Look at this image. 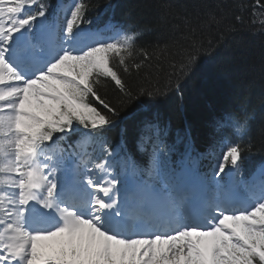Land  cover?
Segmentation results:
<instances>
[{"label":"snow or ice","instance_id":"snow-or-ice-1","mask_svg":"<svg viewBox=\"0 0 264 264\" xmlns=\"http://www.w3.org/2000/svg\"><path fill=\"white\" fill-rule=\"evenodd\" d=\"M91 7L0 0V264H264V166L235 178L241 141L264 148V119L213 114L211 175L196 167L205 153L191 124L171 139L167 112L184 108L218 48L191 40L166 83L133 86L152 58L138 45L146 26L119 19L111 3L89 19ZM206 16L220 26L227 13ZM195 33L189 23L185 41ZM129 138L152 145L147 167L125 151ZM178 142L180 171L161 159Z\"/></svg>","mask_w":264,"mask_h":264},{"label":"trees","instance_id":"trees-1","mask_svg":"<svg viewBox=\"0 0 264 264\" xmlns=\"http://www.w3.org/2000/svg\"><path fill=\"white\" fill-rule=\"evenodd\" d=\"M56 2V0H45ZM92 5L88 18L94 19L99 8L108 4L119 5L117 17L123 20L140 23L146 26L142 39L138 42L140 47L148 49L151 60L146 61L140 72L133 73L130 82L161 85L167 82L172 74V64L177 63L182 56V46L191 40L209 43L217 47L220 54L206 57V63L197 74L196 81L190 83L185 92V106L182 110L172 109L167 112V120L172 130V140L177 132L182 134L186 125L193 128L194 146L196 152H203L202 158L214 154L220 155L219 149H214L213 137L210 133V120L214 113L224 109L245 111L255 118L258 123L264 119V39L259 36L260 24L264 16L257 11L256 16L251 15L255 0H81ZM200 13V19L194 18V11ZM217 15L227 13L226 23L205 24L206 13ZM242 20H236L235 16ZM256 23L253 25L252 21ZM189 23L196 28L195 35L185 41L189 34ZM175 37V42L171 39ZM243 37L245 45L237 48L234 39ZM141 59L137 57V60ZM109 95L115 90L110 85L107 89ZM246 140L245 151L242 153L243 163L235 176H246L248 172L264 166V148L259 142L249 151ZM151 144H148V148ZM140 148L131 138L128 139L125 151L135 159V154H141ZM184 151L182 143H177L173 152L169 153L167 147L163 149V156L170 166L177 169L181 163V154ZM151 153L144 156L143 166L146 167ZM140 157V155H138ZM201 158V159H202ZM213 158V157H212ZM141 159V158H137ZM200 159V160H201ZM136 160V159H135ZM190 166V165H189ZM197 167V165H196Z\"/></svg>","mask_w":264,"mask_h":264}]
</instances>
